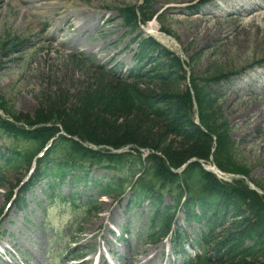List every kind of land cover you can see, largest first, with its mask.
<instances>
[{
    "label": "rangeland",
    "instance_id": "374dc122",
    "mask_svg": "<svg viewBox=\"0 0 264 264\" xmlns=\"http://www.w3.org/2000/svg\"><path fill=\"white\" fill-rule=\"evenodd\" d=\"M198 1L145 0L144 5L142 0H0V118L8 114L17 119V123L12 120L16 127L35 129V117L47 105H54L59 112L73 110L81 104V95L93 92L96 86L114 89L110 81L97 79V68L102 66V70L121 77L133 69L138 44L148 37L145 33L148 24L131 31L122 23L120 11L131 13L141 6L144 12L155 14L150 23L158 25L175 46L162 42L154 34L153 40L160 48L178 53L182 73L190 77V82L177 79L169 83L167 92L158 85L149 86L152 95L173 98L168 107L164 106L171 112L187 91L193 115L200 117L202 129L213 138V157L206 161L207 165L220 166L236 175L240 186L249 190L253 186L264 194V121L258 127L250 124L264 114V36L259 37L253 25H246V30L241 31L240 24L228 20L230 15L218 9L215 0ZM249 1L227 3L236 6L243 2L250 7ZM62 6L71 14L69 24L56 14ZM169 6L183 13L169 12ZM204 13L210 14L207 26L213 32L218 26L225 28L216 41L203 39L202 33L195 29L204 20L200 18ZM225 33L229 42L223 40ZM163 61L161 57L156 65L168 67ZM173 69L179 74L177 68ZM63 103L65 107H61ZM256 104L259 107L255 108ZM251 108L255 110L250 113ZM243 112L249 116L239 118ZM59 123L54 120L48 124L64 132ZM153 125H150L152 132L159 130ZM175 133L168 132L164 148L189 154L191 145ZM21 145L23 142L17 146ZM8 146L9 140L1 133L0 154H6ZM127 152L134 155L130 150ZM3 163L0 160V166ZM29 166L23 164L17 171L3 167L0 173V264H78L81 256L84 255L85 262L94 254H100L109 264L111 257L107 251L113 252L120 264H184V260L197 253L196 247H190L186 241L182 249L186 255L175 256L169 250V241L161 239L173 211L158 219L164 227L149 226L153 215L175 205L171 196H163L157 213L147 202L139 207L130 205L129 191L120 200L101 198L90 188L91 182L102 180L104 184L116 177L95 167L89 171L86 182L75 185L67 178L63 186L50 189L49 180H40L26 193L23 209L16 204L7 207L9 196L32 171L33 166ZM181 167L170 172L178 175ZM78 175L83 177L82 173ZM76 191L72 203L70 196ZM51 193L53 198L49 197ZM193 216H199L196 206L188 213L178 209L168 224L173 223L172 230H182L193 240L195 231H201L191 221ZM220 220L223 226L217 227L215 233L231 229L232 234L237 226L235 220L240 219L227 212ZM122 228L127 233L119 239ZM228 231L220 237L228 238ZM214 254L211 253L209 264H264V254L256 259L234 261L218 252V256Z\"/></svg>",
    "mask_w": 264,
    "mask_h": 264
},
{
    "label": "trees",
    "instance_id": "16d2710c",
    "mask_svg": "<svg viewBox=\"0 0 264 264\" xmlns=\"http://www.w3.org/2000/svg\"><path fill=\"white\" fill-rule=\"evenodd\" d=\"M137 10L134 8L131 13L120 11L122 23L131 31L138 28L139 17L144 23L155 15L144 12L141 8ZM138 48V53L134 55L135 74H129L122 80L113 74L98 71L97 79L110 81L114 84V89L109 86H96L93 92L81 95V104L77 108L59 112L55 110L54 105L51 107L47 105L46 110L37 113L35 117L37 128L33 130L16 127V124H9L0 118V134L3 133L9 140L6 154H0V158L4 160L0 169L7 167L17 171L23 164H30L46 143L59 133L58 128L50 127L48 124L54 120L58 123L60 121L62 130L70 137L68 139L58 136L44 158L37 161L36 173L31 182L20 189L16 206L19 209L24 207L23 196L40 180L45 178L50 180L49 187L54 184L63 185L67 177L72 183H83L87 181L92 167H96L113 172L116 177L104 184L102 182L97 184L96 181L92 184L99 195H115L119 198L130 188L132 195L138 200L137 203L148 199L151 207H155L156 213L160 209L163 196H171L175 205L163 208L162 214L158 212L155 219L165 217L176 208L184 209L188 213L196 206L199 209V216H193V220L200 223L206 215L203 222L206 233L201 234L204 246L220 252L222 257H230L228 260L256 259L264 254V197L250 191L246 186H240L238 181L230 183L219 181L202 169L198 162L206 164V161L213 157V138L211 134L194 125L189 93L186 91L182 98H178V103L171 112H168L164 106L168 107L173 98L168 100L161 95H152L149 88L158 85L167 92L169 83L177 79L184 82L183 64L177 56L160 48L152 39H142ZM161 57L163 63L169 64L168 67L164 64H162L164 67L156 65ZM142 63L144 64L141 65ZM174 67L178 69L179 74H176ZM140 70L142 73H139ZM64 103L66 104L65 101ZM64 103L61 107L66 106ZM174 115L177 116L174 118ZM8 116L18 122L16 118ZM58 116H62L64 121L58 119ZM170 116L175 121L171 122ZM150 119L152 121H148ZM199 122L203 126L200 117ZM154 123L159 130L153 133L150 125L154 126ZM172 131H177L175 134L191 145L189 154L164 148L168 132ZM73 138L81 144L72 140ZM19 142H23V145L17 146ZM82 144L108 147L112 150L131 147L135 156L131 154L110 156L101 151L89 150ZM138 150L153 153L142 160ZM187 157L197 162L188 165L180 175L173 173L175 175L173 176L170 170H177L187 163L185 159ZM215 166L223 173L232 174L218 165ZM79 173H82L83 177L79 176ZM1 185L0 179V187ZM227 212H232L240 220H235L236 232L230 234L231 229L222 231V233L228 231L227 237L230 235L225 238L224 235L220 237L222 233L215 232L217 227L223 226L220 219ZM173 217L174 214H171L165 227L166 231ZM208 218L216 219V222H209ZM156 225L159 228L164 227L162 221ZM201 259L198 264H209V260Z\"/></svg>",
    "mask_w": 264,
    "mask_h": 264
},
{
    "label": "bare ground",
    "instance_id": "6f19581e",
    "mask_svg": "<svg viewBox=\"0 0 264 264\" xmlns=\"http://www.w3.org/2000/svg\"><path fill=\"white\" fill-rule=\"evenodd\" d=\"M202 1L204 0H199L197 3H200ZM227 2L228 0H224L222 3L225 5L227 4V6L230 8V10H228L230 11V13L228 14L230 16H227L228 20L237 21L240 24L239 28H241L240 29L241 31L246 30L245 29L246 25L247 27L249 25H253L256 32L259 33V37L262 38L264 36V23H263L264 22V0H251V7L249 10L246 9L245 7L246 5L243 4V2L236 4V6L235 5L230 6ZM219 8H224V6L219 5ZM58 10L59 11H57L56 13L58 17H61V20L63 22H65L66 24H69L71 22V17H70L71 14L67 12V8L62 6ZM167 10H169V12L173 11L174 13H180V14L183 13L182 10H178L174 6H169ZM234 11H237V12L235 13ZM37 15H39V13ZM209 15H210L209 13L202 14L200 18L204 20H201L200 24L195 29L199 30L202 33L203 39L207 38L208 40L216 41L219 37L221 38V31L224 30L225 28L222 29L221 26H218L213 32L211 29V26H207L210 21L209 18H207V16ZM161 31L162 30L158 25L156 26L155 24H152V23H149L145 28V33H152L156 35L157 37H159L162 42L173 45L174 42L172 41V39L166 36L165 34H162ZM223 40L229 42L230 41L229 35L225 33ZM177 49L178 51H180L179 48ZM254 107L255 108L259 107V104L258 105L256 104V106ZM255 108H251L249 112L251 113L252 111L255 110ZM248 116H249V113L243 112V113H240L239 118H247ZM9 119L11 120H9L8 123L11 124L13 119L12 118H9ZM263 121H264V114L263 115L261 114L259 117L253 119L252 123L250 124L255 123L256 127H258Z\"/></svg>",
    "mask_w": 264,
    "mask_h": 264
},
{
    "label": "water",
    "instance_id": "95a60500",
    "mask_svg": "<svg viewBox=\"0 0 264 264\" xmlns=\"http://www.w3.org/2000/svg\"><path fill=\"white\" fill-rule=\"evenodd\" d=\"M223 178H225V179H231V178H237V177H236V176H223ZM250 189H252V190L255 191V192H258L257 189L252 188L251 186H250Z\"/></svg>",
    "mask_w": 264,
    "mask_h": 264
}]
</instances>
